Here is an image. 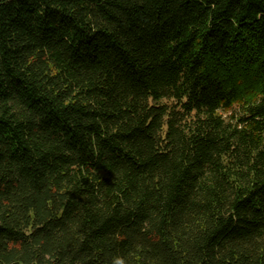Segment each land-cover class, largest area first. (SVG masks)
<instances>
[{
    "label": "trees",
    "instance_id": "16d2710c",
    "mask_svg": "<svg viewBox=\"0 0 264 264\" xmlns=\"http://www.w3.org/2000/svg\"><path fill=\"white\" fill-rule=\"evenodd\" d=\"M264 264V0H0V264Z\"/></svg>",
    "mask_w": 264,
    "mask_h": 264
},
{
    "label": "clouds",
    "instance_id": "9594fccd",
    "mask_svg": "<svg viewBox=\"0 0 264 264\" xmlns=\"http://www.w3.org/2000/svg\"><path fill=\"white\" fill-rule=\"evenodd\" d=\"M112 264H125V261L122 258H116V259H114Z\"/></svg>",
    "mask_w": 264,
    "mask_h": 264
}]
</instances>
